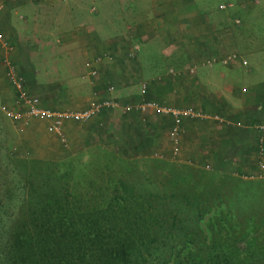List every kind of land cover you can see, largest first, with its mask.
Returning a JSON list of instances; mask_svg holds the SVG:
<instances>
[{"label":"crops","instance_id":"1","mask_svg":"<svg viewBox=\"0 0 264 264\" xmlns=\"http://www.w3.org/2000/svg\"><path fill=\"white\" fill-rule=\"evenodd\" d=\"M122 1L115 0L119 5H114V0H0V29L12 43L8 51L0 46V109L14 105L15 100L4 63L8 57L45 106L80 108L93 91L113 98L115 104L100 114L66 126L68 146L78 142L76 131L84 145L92 134L90 124L107 121L106 115L115 110L118 123L114 117L111 120L119 128L112 126V131L120 132L122 122L135 111L136 119L143 121L144 134L135 130L134 138H149L160 131L162 136L163 129L167 136L169 116L137 108L142 98H150L165 105L192 107L205 115L183 119L177 158L218 168V158L235 154L247 159L240 163L249 169L242 174L260 173L258 161L264 162V151L259 153L258 144L260 137L264 141V133L257 126L264 123V75L251 64L250 56L260 57L259 49L264 53L259 41L264 36L244 41L242 27L250 30L258 23L248 16L264 13V0H148L149 13H144L143 0L138 19L126 14L130 8L121 7ZM56 2L63 3L62 17ZM116 11L123 14L119 20L111 19ZM52 12L58 17L55 24L49 19ZM28 22L44 31L37 46L21 44ZM97 55L102 56L94 63L98 75L91 78L84 61L93 62ZM46 64L55 68L49 69L44 82L41 73ZM143 83L146 93L141 95ZM132 86L138 88L136 95ZM26 131L55 138L41 119H33ZM162 139L157 144L160 149H151V154L176 158L171 141ZM41 148L50 151L48 144ZM251 167L256 171L250 173Z\"/></svg>","mask_w":264,"mask_h":264},{"label":"trees","instance_id":"2","mask_svg":"<svg viewBox=\"0 0 264 264\" xmlns=\"http://www.w3.org/2000/svg\"><path fill=\"white\" fill-rule=\"evenodd\" d=\"M90 125L84 160L80 155L64 164L6 151L8 163L22 177L24 196L18 215L11 211L14 204L11 209L0 204V264H264V242L257 236L240 248L218 232L206 233L201 224L214 203L225 205L224 198L232 213L258 205L260 184L211 173L212 179L193 191L180 170L168 174L177 162L146 156L149 151L132 157L125 144L119 149L106 139L114 146L109 150L104 137L92 143L106 129ZM249 189L250 203L243 199ZM225 192L235 199L228 201ZM208 194H217L218 200L209 204Z\"/></svg>","mask_w":264,"mask_h":264},{"label":"rangeland","instance_id":"3","mask_svg":"<svg viewBox=\"0 0 264 264\" xmlns=\"http://www.w3.org/2000/svg\"><path fill=\"white\" fill-rule=\"evenodd\" d=\"M142 1L143 0H123L121 7H123L126 10L130 8V12L128 13L126 12V14L132 16L135 19H138L139 15H142L143 13V12L141 13L139 10L140 3ZM147 1L148 0H144L145 7H146V9L144 10V13H147V12L149 13V10H148L149 7H148ZM215 1L218 2L219 0H215ZM62 4H59L57 2L55 3L56 11H61L59 14V17H62L63 15L62 12L64 8ZM116 4L119 5L117 2L115 3V0H114V5ZM106 5L109 6V2H107ZM27 7H29V5ZM30 7H32V5H30ZM262 13L263 12L261 13L254 12L253 14L248 16V18L254 19L258 23L254 27H250V30L246 28L245 26L242 27L244 34H245V37L243 38L244 41H248L249 37L250 38L253 36L256 37L257 34L264 36V13L263 14ZM121 16H123V14L119 11H116L112 14L111 19L119 20ZM56 18H58L57 14L55 12H52L49 17L51 24L56 23L55 22ZM26 28H27V32L25 30ZM25 29H24L25 37L22 38L21 44L27 43V44H32V45L37 46L38 44L37 38L44 39V36L42 35L44 31L42 29L34 27V24L29 23V25H27ZM55 36L56 38H59V39L61 37L58 35H55ZM259 41H260V44L263 42L261 45L264 46V37L260 38L259 36ZM43 47L45 48V46ZM50 48L51 47H49V49ZM257 52H258V55H260V57H255L256 55H254L255 53H253L250 56V62L252 65L257 66L256 70L260 75H264L263 49H259ZM39 53H43V52L39 50ZM48 62H51V61L48 60ZM43 68H44V72H42L41 74H42V79L45 82V81H48L47 75L50 74V72H48L49 69L55 68V66L46 64V65H43ZM60 73H62V71H60ZM130 89H131V92L135 91L133 92V94L136 95L138 88L137 87L135 88V86H132ZM139 93H140V90H139ZM146 99H150V98H146ZM139 102L137 104L138 109H139L138 107ZM5 109L8 110L7 108ZM5 109L3 107L0 109V204L6 203L7 205H9L10 209L13 207V204H14L15 207L12 208L11 211H15V214L18 215L19 214L18 213V207H19L18 200L23 198L24 196V192H23L24 183L22 181L21 175L19 174V172H17V169L15 168V166H13L11 162L8 163L6 159V155H5L7 150L9 151L11 150L10 154L13 156L19 157V158H32L33 157V158L50 159V160L56 159L61 162L65 161L64 164H68L70 160H78L76 156L80 157V155H82V157H80L81 160H84L85 158H87V155L85 154V152L87 151L88 148H90V146H88L87 144L82 145V141L79 137L80 135L78 134L79 133L78 131H76L77 138H75V139H78V142H76L75 144H72L71 146L63 145L54 134H53L55 136V138L53 137L54 139L48 137L44 133H41L40 136L31 135L29 131L28 132L26 131V129L24 130V132L26 133L20 134L22 131L17 130L16 125L10 120ZM118 112H119L118 110L117 111L115 110V112L114 111L110 112L108 115H106L105 120L107 121L102 122L98 125L96 124V126H98L99 131H102L104 129H106L107 131L105 130L99 133L97 135L98 139L94 140L92 143L94 142L99 143L100 139H103L104 137V141H105L104 147L108 148L109 150H111L114 146L113 144L108 142L106 139L113 141L114 143H117L119 149L123 147V145L125 144L124 149H126L127 155L129 154L132 157L145 156L147 151H149L146 156L153 155L154 157H157L160 159H166L168 161L177 162L178 164H173L171 166L172 168L169 169L168 174L170 172H173V174H176V173H179V170H180L181 175L185 177L183 179L184 183L186 184L188 189L190 188L193 191L203 186V180L209 182L212 179L210 177L211 173H216L218 175L228 173L233 176H238L240 177V179H251L245 175V173H247L246 170H249V169L248 168L243 169L242 166H240L241 162L247 161L246 157H242V156L235 155V154L218 158L217 159L218 168L217 167L212 168L210 165L206 166V163H204V165H200V164H191L190 162L187 163L186 161H182L181 159L177 158L178 151L175 153V156H174L176 158H166L165 155L160 156V154L150 155L149 153H152L151 149H155V150L160 149L159 147H157L158 140L163 138L162 141H164L166 137H168V134L166 136V133L164 132L165 129L162 130L163 132L162 136H160V132H161L160 131L158 134L157 133L155 134L156 136L152 135L149 138L148 136L145 137L144 139H143V136L141 137L136 136L134 138L132 134L134 133L135 130H137L138 133L140 134L141 133L144 134V130H143L144 126L142 125V122H143L142 120L138 121L136 119V116H135L136 112L131 111L129 115H128L129 112L126 113V115L128 116L126 117L125 122H122V127L120 128L121 131L120 132L112 131L111 130L113 129L111 128L112 126H114V128H119L117 127V125L113 124L111 120V117H114L113 118L114 121L118 123L117 122V119L119 118ZM131 114H133V118L131 117ZM152 121H155V120L152 119ZM126 127L128 128V132H127ZM68 129L69 128L66 127L67 133H69ZM78 130L81 132L79 128ZM119 134H126V137H130V138H124L122 135H119ZM110 136L112 139L109 138ZM135 140L137 143H135ZM83 141H84V138H83ZM132 141L134 142V147H132L131 145L130 146L128 145V142H132ZM146 141L150 142L149 143L150 147L148 149L146 148V146H148L146 145ZM142 142L145 144L144 146H142L143 145ZM45 144L49 145L50 151L47 150L48 152H45L43 148H41V146H44ZM8 146H9V149H8ZM226 162L230 163L231 165L225 167L224 165ZM74 163H77V161ZM6 164H10V167L13 170H10L9 172H7V168L5 167ZM201 171H203L206 174L205 178H202L200 176ZM254 171L256 170H254V168L251 167L250 173ZM242 172H245V173L242 174ZM252 180H253L252 184H260L261 186L260 192L263 196L260 198L261 200L260 203L253 208H249L247 210L243 208V210H239V212L235 211L234 213L229 212L227 203H225L226 202L225 198L224 200L222 199L223 204H225L223 206H219L218 202L214 203L212 205V208L209 211H207V213L203 216V219L201 221L203 230L206 233L212 235L213 232L214 233L218 232L222 235L221 237L229 239L232 243H234L235 246H238L240 248L245 246L244 241L247 242L254 235L258 237L257 242L263 245V242H264V179L252 178ZM2 184L4 185L2 186ZM213 184L214 182L209 184V190L212 189ZM249 185L252 187L251 184ZM7 189H10L12 192H16L15 195L7 196V193H6ZM2 190H3V193H2ZM214 191L215 190H213V192ZM245 193L246 194L243 199L248 200V203L252 202V200L249 199L250 197H253L252 191L249 189ZM224 194L228 201L235 199L231 194H228L227 192H225ZM216 195L217 194H213V195L208 194L209 204H212L211 200L217 199ZM205 197L206 196H203V198ZM12 201H14V203H12ZM4 217L5 215H3V218ZM1 227L3 226H0V233H2ZM0 248H2L1 244H0Z\"/></svg>","mask_w":264,"mask_h":264},{"label":"built area","instance_id":"4","mask_svg":"<svg viewBox=\"0 0 264 264\" xmlns=\"http://www.w3.org/2000/svg\"><path fill=\"white\" fill-rule=\"evenodd\" d=\"M223 5H220L222 7ZM0 46L6 51L12 47L11 41L7 38L5 33L0 29ZM102 56L97 55L94 57L93 62L90 60L84 61V66L87 70L86 75L94 78L98 75L97 69L94 63L101 61ZM4 63L6 64V75L10 82V85L15 91L14 105L9 107L2 106L6 110L7 115L16 125L18 131H24L33 119H41L44 121L46 129L54 134L58 140L68 146L70 140L66 130V126L72 122H82L91 119L97 115L104 108L110 107L115 104L112 97L99 96L97 91L91 92L87 103L80 108H56L49 107L41 104V99L35 93H33L26 85L25 77L21 75L12 64L10 58L5 57ZM109 90L113 89V86L108 87ZM140 94L146 93L145 83L140 86ZM140 111L147 112L152 111L157 115H166L171 118V125L168 129V139L171 141L173 146V152L178 151L179 145V134L182 127V121L185 118H196L205 116L203 112L192 107H180L170 106L163 103H159L153 99L142 98L138 105ZM220 118V116H216ZM221 119V118H220ZM261 133H264V123L257 126ZM259 153L264 151V141L262 137L259 139ZM158 154V153H155ZM160 156H163L160 153ZM260 173L246 175L250 177H260L264 179V162L258 161Z\"/></svg>","mask_w":264,"mask_h":264}]
</instances>
